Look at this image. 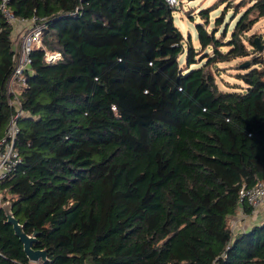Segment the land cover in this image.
Segmentation results:
<instances>
[{
    "label": "trees",
    "instance_id": "1",
    "mask_svg": "<svg viewBox=\"0 0 264 264\" xmlns=\"http://www.w3.org/2000/svg\"><path fill=\"white\" fill-rule=\"evenodd\" d=\"M8 6L43 25L19 96L21 161L2 184L32 248L47 252L39 264H264V222L236 235L229 224L252 212L241 187L264 182V50L249 33L264 0L201 9L197 48L166 0ZM13 48L0 12V136ZM233 60L243 84L222 88L218 65ZM27 262L0 208V264Z\"/></svg>",
    "mask_w": 264,
    "mask_h": 264
},
{
    "label": "built area",
    "instance_id": "2",
    "mask_svg": "<svg viewBox=\"0 0 264 264\" xmlns=\"http://www.w3.org/2000/svg\"><path fill=\"white\" fill-rule=\"evenodd\" d=\"M166 2L174 8L178 4V0H166ZM0 12L3 18L12 26L15 24L21 26L13 40L15 64L6 84V91L9 96L8 102L14 111L3 134L0 136V208H2L5 203H10L9 200H5L7 196L5 195L6 188L2 184L11 177L21 161L19 152L15 147V140L19 131L17 118L22 113L19 96L22 88L26 85V72L31 62L30 53L34 48L42 47L43 25L40 24L41 20L38 22L36 18H17L9 8L8 0H1ZM58 57L59 53H45L47 61H54ZM238 200L242 205L245 204L250 207L251 211H255L264 203V182L256 179L252 186H242ZM229 224L233 235L239 233L235 232V221L233 219H230ZM220 257H224V254H221ZM26 264H39V261L28 260ZM212 264H218L217 258L213 260Z\"/></svg>",
    "mask_w": 264,
    "mask_h": 264
},
{
    "label": "rangeland",
    "instance_id": "3",
    "mask_svg": "<svg viewBox=\"0 0 264 264\" xmlns=\"http://www.w3.org/2000/svg\"><path fill=\"white\" fill-rule=\"evenodd\" d=\"M217 0H178V4L175 6V10L173 11V20L175 26L180 30L182 33L185 41L184 45L186 47L188 38L190 37L191 44L197 48L198 47V41H197V33L195 24L198 23V12L201 9H204ZM220 6L217 10H215L212 13L211 18H215L220 14L221 8ZM191 15V16H190ZM231 15V11L228 12L226 16L225 22L229 20V17ZM236 19H234L231 23V26L234 24ZM21 28L20 25H13V40L15 39L17 32ZM251 34H255V38H257L259 45L262 46V49L264 50V17L260 18L255 25L253 26L252 30L249 32ZM50 53H57V52H48ZM181 61L184 60V55L180 58ZM238 60H233L228 63H220L218 66L221 70V75H219L217 82L220 87L225 88L227 86H234V84H239L241 86L243 83L239 82L235 78V74L237 73L236 64ZM241 84V85H240ZM10 196L7 195L6 198H9ZM7 201V200H6Z\"/></svg>",
    "mask_w": 264,
    "mask_h": 264
},
{
    "label": "water",
    "instance_id": "4",
    "mask_svg": "<svg viewBox=\"0 0 264 264\" xmlns=\"http://www.w3.org/2000/svg\"><path fill=\"white\" fill-rule=\"evenodd\" d=\"M255 43L262 49L259 45L257 38L254 39ZM2 209L6 214V223L12 225L15 236L20 240L23 245V251L27 256L28 260L31 261H41L44 262L47 259V252L45 250H35L32 248V243L35 241V235H27L23 231L22 225L14 218L10 203H5Z\"/></svg>",
    "mask_w": 264,
    "mask_h": 264
},
{
    "label": "crops",
    "instance_id": "5",
    "mask_svg": "<svg viewBox=\"0 0 264 264\" xmlns=\"http://www.w3.org/2000/svg\"><path fill=\"white\" fill-rule=\"evenodd\" d=\"M235 221V232L249 231L253 226L260 225L264 222V203L252 211L250 214L238 209L236 214L231 217Z\"/></svg>",
    "mask_w": 264,
    "mask_h": 264
}]
</instances>
